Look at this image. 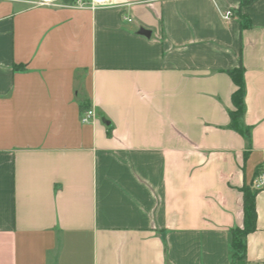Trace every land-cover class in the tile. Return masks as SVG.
Wrapping results in <instances>:
<instances>
[{
	"label": "crops",
	"instance_id": "crops-1",
	"mask_svg": "<svg viewBox=\"0 0 264 264\" xmlns=\"http://www.w3.org/2000/svg\"><path fill=\"white\" fill-rule=\"evenodd\" d=\"M239 65L249 145L228 127ZM257 168L264 0H0V264H231Z\"/></svg>",
	"mask_w": 264,
	"mask_h": 264
},
{
	"label": "trees",
	"instance_id": "trees-1",
	"mask_svg": "<svg viewBox=\"0 0 264 264\" xmlns=\"http://www.w3.org/2000/svg\"><path fill=\"white\" fill-rule=\"evenodd\" d=\"M65 2H73L74 0H64ZM248 1V0H247ZM242 24L246 25L245 17L241 18ZM21 65H14V69H19ZM243 67L239 65L238 67L231 68L227 70L232 83L235 88L230 95L231 109L228 110L229 122L228 127L242 135L247 139L249 145V130L247 127H243L241 120L244 115V95H245V84L243 77ZM89 107L83 101L79 103L80 113L83 109ZM246 154V152L244 153ZM260 172L257 168L255 171V176ZM242 191V205H243V222L241 227H234L230 230V248L231 264H258L249 263L245 257V236L255 229L256 222V210H255V190L251 186L244 185L241 187Z\"/></svg>",
	"mask_w": 264,
	"mask_h": 264
},
{
	"label": "built area",
	"instance_id": "built-area-1",
	"mask_svg": "<svg viewBox=\"0 0 264 264\" xmlns=\"http://www.w3.org/2000/svg\"><path fill=\"white\" fill-rule=\"evenodd\" d=\"M35 5H62L72 6L76 8H90L110 6L114 4V0H74L73 2H65L64 0H32ZM231 16V11H225L223 14L224 19H228ZM129 20V18H128ZM96 117V113L93 107H87L80 113L79 120L81 123H89ZM253 189H260L264 187V171H261L252 182Z\"/></svg>",
	"mask_w": 264,
	"mask_h": 264
},
{
	"label": "water",
	"instance_id": "water-1",
	"mask_svg": "<svg viewBox=\"0 0 264 264\" xmlns=\"http://www.w3.org/2000/svg\"><path fill=\"white\" fill-rule=\"evenodd\" d=\"M138 32H139L140 34H143V35H146V36H149V34H150L149 30H146V29H144V28H140V29L138 30Z\"/></svg>",
	"mask_w": 264,
	"mask_h": 264
}]
</instances>
